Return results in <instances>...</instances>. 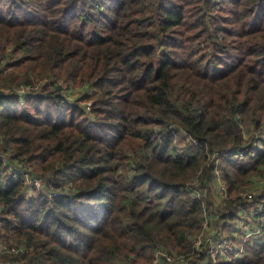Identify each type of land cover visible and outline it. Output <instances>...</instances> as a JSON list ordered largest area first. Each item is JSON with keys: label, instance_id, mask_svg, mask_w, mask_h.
I'll return each instance as SVG.
<instances>
[{"label": "trees", "instance_id": "16d2710c", "mask_svg": "<svg viewBox=\"0 0 264 264\" xmlns=\"http://www.w3.org/2000/svg\"><path fill=\"white\" fill-rule=\"evenodd\" d=\"M204 202L264 215V0H0V264L186 260Z\"/></svg>", "mask_w": 264, "mask_h": 264}, {"label": "built area", "instance_id": "2783aa9c", "mask_svg": "<svg viewBox=\"0 0 264 264\" xmlns=\"http://www.w3.org/2000/svg\"><path fill=\"white\" fill-rule=\"evenodd\" d=\"M216 165V163H215ZM13 176L19 174L24 179L27 185L38 189L40 187V181L37 179H31L26 173H22L20 170H14ZM197 179L193 180L192 185L196 186ZM217 196L220 197V201L226 198V187L221 178L218 167L214 170V181L212 182ZM255 194L252 185L251 188L243 189L239 196L241 198H247L250 200ZM205 202L201 206V229L196 233L192 239V249L188 259H184L183 256L171 254L163 249H156L154 251L153 259L150 264H189L190 259L200 258L201 264H218L219 261H234L237 258H241L244 253V247L248 242H256L258 244L264 243V215L261 214V209L251 208L249 213H243L242 216L238 214V218L232 225H235L229 231V235L222 233L221 231H215L211 229L210 218ZM25 247H8L0 242V255L17 253L18 251H24ZM5 264H10L5 262Z\"/></svg>", "mask_w": 264, "mask_h": 264}, {"label": "rangeland", "instance_id": "374dc122", "mask_svg": "<svg viewBox=\"0 0 264 264\" xmlns=\"http://www.w3.org/2000/svg\"><path fill=\"white\" fill-rule=\"evenodd\" d=\"M219 169H220V167H219ZM219 171V170H218ZM220 172V171H219ZM254 180H253V183L251 184L252 185V188H253V190H258L260 187H261V183H262V181L260 180L259 181V179L258 178H253ZM217 192H215V189H214V187L211 189V191H210V200L209 201H212L213 202V204H217V203H219V201H220V197L219 196H217V194H216ZM238 214H240V216H242V214H243V212H240V213H238ZM226 233H229L228 232V230H224Z\"/></svg>", "mask_w": 264, "mask_h": 264}]
</instances>
